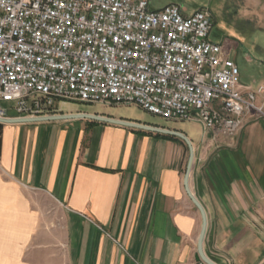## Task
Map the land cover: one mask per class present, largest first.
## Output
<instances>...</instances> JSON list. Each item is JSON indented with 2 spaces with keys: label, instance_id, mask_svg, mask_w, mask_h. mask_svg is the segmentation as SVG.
Returning a JSON list of instances; mask_svg holds the SVG:
<instances>
[{
  "label": "crops",
  "instance_id": "crops-1",
  "mask_svg": "<svg viewBox=\"0 0 264 264\" xmlns=\"http://www.w3.org/2000/svg\"><path fill=\"white\" fill-rule=\"evenodd\" d=\"M170 3L211 10V38L234 59L229 23L264 36V0L159 8ZM242 84L257 91L264 81ZM178 131L194 146L189 186L207 214L205 254L264 264V119L234 138ZM189 153L177 136L85 118L0 122V264H197L202 215L184 183Z\"/></svg>",
  "mask_w": 264,
  "mask_h": 264
},
{
  "label": "built area",
  "instance_id": "built-area-1",
  "mask_svg": "<svg viewBox=\"0 0 264 264\" xmlns=\"http://www.w3.org/2000/svg\"><path fill=\"white\" fill-rule=\"evenodd\" d=\"M213 27L211 10L177 3L0 0V120L55 115L57 99L134 103L234 138L264 119V86L240 82Z\"/></svg>",
  "mask_w": 264,
  "mask_h": 264
},
{
  "label": "rangeland",
  "instance_id": "rangeland-1",
  "mask_svg": "<svg viewBox=\"0 0 264 264\" xmlns=\"http://www.w3.org/2000/svg\"><path fill=\"white\" fill-rule=\"evenodd\" d=\"M163 4L164 0H152V7L154 8H159ZM228 25L233 27L237 32H235L236 34H232V37L237 41L238 49L235 60L240 69V82L250 83L256 88L264 81V50L262 49L264 48V36L261 32H253L256 30H252L253 28H251L249 24L233 22ZM57 104L59 107L58 111L68 114H105L115 118L183 130L189 135L201 133L203 127L202 123L198 120L165 119L134 103L110 104L57 99ZM80 123L81 121H78L74 124L78 126Z\"/></svg>",
  "mask_w": 264,
  "mask_h": 264
},
{
  "label": "water",
  "instance_id": "water-1",
  "mask_svg": "<svg viewBox=\"0 0 264 264\" xmlns=\"http://www.w3.org/2000/svg\"><path fill=\"white\" fill-rule=\"evenodd\" d=\"M78 118H85V119H91V120H96L100 122H106V123H111V124H117V125H122V126H127L131 128H137V129H142V130H147V131H152V132H158L162 134H168V135H174L177 136L181 139H183L188 147H189V159L187 163V168L185 172V179L184 183L186 186V190L195 203V205L199 208L201 215H202V228H201V233L199 237V242H198V256L201 260L206 262L207 264H216L214 260L209 258L203 249V241L205 237V233L207 230V214L206 211L203 207V205L199 202V200L193 195L190 186H189V176L191 172V168L194 162V146L192 144V141L188 138L187 135H185L183 132L178 131V130H171L167 128H162L154 125H149V124H144L136 121H131V120H126V119H120V118H113V117H108V116H103L99 114H89V113H79V114H55V115H49V116H38V117H32V118H10V119H3L0 120V122H5V123H17V122H39V121H48V120H60V119H78Z\"/></svg>",
  "mask_w": 264,
  "mask_h": 264
}]
</instances>
